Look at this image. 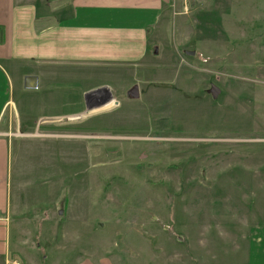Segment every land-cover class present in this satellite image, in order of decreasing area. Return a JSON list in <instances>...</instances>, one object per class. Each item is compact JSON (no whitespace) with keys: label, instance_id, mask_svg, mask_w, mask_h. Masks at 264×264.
Masks as SVG:
<instances>
[{"label":"rangeland","instance_id":"rangeland-1","mask_svg":"<svg viewBox=\"0 0 264 264\" xmlns=\"http://www.w3.org/2000/svg\"><path fill=\"white\" fill-rule=\"evenodd\" d=\"M156 29L151 66L113 102L16 95L9 208L49 191L54 223L68 208L86 218L70 245L81 236L114 264L238 262L264 226V0H170ZM63 232L36 242L38 264H62Z\"/></svg>","mask_w":264,"mask_h":264},{"label":"crops","instance_id":"crops-1","mask_svg":"<svg viewBox=\"0 0 264 264\" xmlns=\"http://www.w3.org/2000/svg\"><path fill=\"white\" fill-rule=\"evenodd\" d=\"M169 3L170 0H0V264L42 262L37 252L41 243L36 242H46L47 231L54 228L62 229L63 239L68 242L61 251L62 264H114L98 249L99 254L88 253L81 236L75 245H70L71 226L80 224L86 228V218L81 222L68 208V217L61 215L63 221L54 223L47 207L54 203L49 191L45 201L35 209L22 206L16 209L13 220V209L9 208L12 143L8 137L15 133L14 126H21L16 95L36 90L48 100L44 102L84 103L91 96L92 101L113 102L118 94L116 85L129 84L119 80H130L129 85H133L136 81L133 70L151 66V51L155 52L161 43L156 38H160L156 28ZM28 76L37 78L35 88L25 87ZM74 86L85 88L72 91ZM25 101L27 109L32 107ZM42 219L44 223L40 226ZM43 258L48 260V254ZM262 262L264 226L258 224L250 234L246 257L224 264Z\"/></svg>","mask_w":264,"mask_h":264},{"label":"water","instance_id":"water-1","mask_svg":"<svg viewBox=\"0 0 264 264\" xmlns=\"http://www.w3.org/2000/svg\"><path fill=\"white\" fill-rule=\"evenodd\" d=\"M186 53L188 55H194V51H186ZM37 86V78L34 77V76H28L25 78V87L28 88V89H31V88H35ZM209 93H211V95L216 98L218 96V93H219V89L218 87H216L215 85H212V87L208 90ZM131 95L133 96H137V93H136V89L134 91H131L130 92Z\"/></svg>","mask_w":264,"mask_h":264},{"label":"built area","instance_id":"built-area-1","mask_svg":"<svg viewBox=\"0 0 264 264\" xmlns=\"http://www.w3.org/2000/svg\"><path fill=\"white\" fill-rule=\"evenodd\" d=\"M13 264H21L20 262L14 261Z\"/></svg>","mask_w":264,"mask_h":264}]
</instances>
